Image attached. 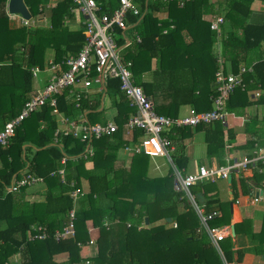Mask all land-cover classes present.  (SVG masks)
Returning <instances> with one entry per match:
<instances>
[{"label":"trees","instance_id":"obj_1","mask_svg":"<svg viewBox=\"0 0 264 264\" xmlns=\"http://www.w3.org/2000/svg\"><path fill=\"white\" fill-rule=\"evenodd\" d=\"M48 1L24 0L31 16L46 13L47 25L13 26L6 14L7 0H0V130L34 93L31 68L48 66L47 51L52 50L54 62H61L84 44V28L72 12V0H59L47 7ZM256 1L263 4L261 10L255 7ZM135 4L139 14H129L127 21L135 24L141 40L132 41L121 53L132 62L135 83L153 101L163 93L173 97L169 105H154L156 112L176 116L180 102L197 106L202 97L208 99L209 94L215 93V85L210 88V84H214L219 66L234 73L242 67L253 69L243 75L245 86L230 94L226 103L228 112L240 115L253 103L264 105V0H135ZM117 5V0L111 1L112 8ZM208 14L222 16L219 31L210 28V21L204 18ZM217 42L218 51L214 52ZM153 57L160 63L154 75H161L164 88H158V80L142 78L143 71H149ZM178 81L180 84L175 83ZM197 89L205 96L195 94ZM255 90L262 93L254 101L250 92ZM103 93L104 101L107 98L110 107L116 109L113 120L119 129L111 136L94 140L92 156L84 157L85 143L71 136L54 140L57 123L48 104L24 119L10 144L0 147V264H223L207 234L199 231L200 223L193 207L174 190L171 167L164 175H151L149 156L140 152L132 154L128 166L116 165L119 151L134 147L142 131L135 129L127 136L122 131L135 109L120 90L118 78H107L105 92L80 102L81 111L90 121L105 110L104 106L99 109ZM57 104L65 114L76 112L68 90L57 96ZM210 108L211 102L207 109ZM196 127H205L209 134L206 138L209 154L222 152L223 155L228 145L229 151L248 150L249 157L256 142L264 145V115L260 120L250 119L246 123L245 145H235L236 132L219 121ZM168 136L172 140L174 134L170 131ZM171 156L179 170L186 168V157L173 153ZM62 158L66 159L64 180L57 172L63 167ZM87 161H92V168H86ZM219 163L224 162L219 160ZM23 171L44 177L42 200L26 199L25 187L17 192L5 191ZM52 172L53 176H49ZM235 182L233 176L230 182L233 191ZM213 187V182L201 181L191 186L190 191L199 204ZM77 188L82 194L74 202L70 192ZM209 204L207 201V207ZM179 205L181 211L177 210ZM72 207H75V236L56 241L53 235L62 230ZM219 209L221 214L210 220L211 227L230 224L228 204H221ZM162 219L164 223L160 222ZM87 222L99 231L91 245L96 246L92 255L88 250L91 236ZM142 223L144 226L139 228ZM244 224L245 221L235 224L236 235L242 232L240 228ZM39 225L49 237L29 240V232ZM250 234L258 238L257 251L264 258V218L258 233ZM219 247L227 263L242 261L243 253L234 249L231 235L219 241ZM15 253L20 256L19 262L10 260ZM59 254L65 258L57 259Z\"/></svg>","mask_w":264,"mask_h":264},{"label":"built area","instance_id":"obj_2","mask_svg":"<svg viewBox=\"0 0 264 264\" xmlns=\"http://www.w3.org/2000/svg\"><path fill=\"white\" fill-rule=\"evenodd\" d=\"M111 1L72 0V12L75 14L77 23L84 28V44L77 53H69L61 62H54L53 58H50L46 68L39 66L31 68L34 78L38 73L45 72L48 73V79L44 84L41 83L40 88L35 89L31 97L23 103L19 113L5 122L0 130V147H7L21 122L42 106L48 104L54 114H59L57 96L64 90H68V93L75 96V107L78 108L80 102L88 98L93 87L99 93L106 91L107 78L120 80V90L129 105L135 109L122 126L126 134H131L135 129L142 131L140 141L132 150L141 152V148H143L141 153L149 157H164L171 166L174 165L171 156L173 147L168 134L173 128L209 124L214 121L226 123L228 114L226 103L229 96L236 88L245 86L243 75L246 72H252V66L242 67L238 73H234L230 69L225 72L223 67L219 66L214 75L215 93L211 97L212 107L209 110L197 112L191 109L187 115L174 117L159 114L154 108L152 99L144 92L142 86L135 83L131 69L132 62L126 60L121 53V49L131 43L124 33L128 26L127 17L129 14L137 16L139 9L135 0H117L118 5L115 8H112ZM180 5L182 6L183 2ZM21 22L26 26L32 25L30 19L21 18ZM222 23V16H214L210 20V28L219 31ZM119 40H122L121 46H119ZM134 40L140 42V36L136 34ZM261 93V90H257L254 96L259 97ZM62 123L65 127L56 128L55 141L59 137L67 135L78 138L89 146L85 156L93 155V147L90 145L92 139L110 136L119 129L114 120L104 124L90 123L83 115L78 120L64 117ZM65 160L62 158L61 161L64 163ZM259 165H264V145H255L252 155L249 157L244 156L238 159L230 155L224 165L211 167L200 165L195 172L191 173L183 172L173 166L174 190L180 192L181 197H184L193 207L199 219V231L207 234L221 255L223 264L229 263L223 257L219 241L231 235V229L229 226L211 227L209 225L210 220L219 215V211H206L195 201L190 187L201 181L213 182L218 178L227 179L228 175L233 172L242 171L249 166L257 168ZM58 172L63 176V169ZM42 182V177L25 173L14 179L6 187V191L17 192L23 187ZM80 194L82 192L78 188L70 193L74 202ZM253 199H258V193L253 194ZM74 221L75 207H72L66 224L62 230H57L54 233L53 238L56 241H61L74 237ZM143 226L142 223L139 228ZM173 226H176V222H173ZM32 230L33 232L28 234L29 240H44L49 237L46 229L40 225L33 227ZM94 239L93 237L89 239L90 246L94 244Z\"/></svg>","mask_w":264,"mask_h":264},{"label":"crops","instance_id":"obj_3","mask_svg":"<svg viewBox=\"0 0 264 264\" xmlns=\"http://www.w3.org/2000/svg\"><path fill=\"white\" fill-rule=\"evenodd\" d=\"M52 1L57 2L59 0H49L48 4H50ZM211 1H214V0H211ZM259 3L262 4L260 1L255 2V7H257V9L259 8ZM48 4H47V7L52 6V5H48ZM258 10H260V9H258ZM6 14H7V17L9 18V21L11 22L12 25H14V23H12V21L13 20L16 21V19H17V21L22 23L21 22L22 17L19 14H10L8 12L7 2H6ZM217 15L218 14H208L204 18H205V20L210 21L212 19V17L217 16ZM124 33H125V36L128 38L129 41H131V42L134 41V36L136 34H138L136 31V28H135V24L128 22L127 29L124 31ZM129 34L131 36H129ZM213 51L214 52L218 51V42L215 43V45L213 47ZM49 52H51V51L49 50ZM49 52H47V54H49L50 58H51L52 54H50ZM134 52H132V53H134ZM141 58L143 60V64H145L146 59L144 58V55H142ZM159 64H160L159 59L156 57H153L150 60V62L148 64L149 65V71H147L148 69H146L143 71V74H142V78L144 79V81H152L155 79V80L162 82L161 75H157V76L154 75L156 71H159V68H158ZM146 66H147V64L144 65L142 67V69H144ZM45 75L47 77H46V79L42 78L41 83L47 81L48 73H45ZM158 81H157L158 88H164L163 82L160 83ZM175 83L180 84V81L175 82ZM174 85H176V84H174ZM212 85H214L213 82H211L210 88L212 87ZM94 88L95 87H93V90L90 91L87 99H90L89 97H92L94 94L99 93ZM255 91L250 92V96L254 101L257 100V98H258L256 96H254ZM103 94L105 97V93H103ZM195 94H197V95L202 94V96H205V94L202 93L201 90H199V89H197L195 91ZM68 95L72 97V99L74 100V103H75V96L73 94H70V93H68ZM104 97L102 99V96H101V106L99 109H101L103 106L105 107V109L111 108L109 101H108L107 105L105 104ZM211 97H212V94L208 95V99L202 97V99L199 100V102L197 103V106H195L192 103H189L188 101L185 103L180 102V104H179L180 106L177 109L176 116L187 115L191 109H194V110L196 109V110H198L197 112L209 110L207 108H208V104L210 105ZM150 98L153 101V98L151 96H150ZM172 100H173V97H170L167 94L163 93L162 95H159L158 99L154 100L153 102H154L155 106L158 104H162V103H163L162 105H169L170 102L172 103ZM211 107H212V102H211ZM111 109H113L114 116H115L116 109L115 108H111ZM50 113L55 118V121L57 123V129H59L61 127L62 128L65 127V125H63V123H62V118H64V117H67L71 120H78L83 115L84 118H86L90 123H96L93 121L98 118V116L93 117L92 120L90 121L87 118L86 113L81 111L80 106L78 108L76 107V112L72 115L65 114L60 110H59V114H54L52 112V108H51ZM227 113L228 114L226 117V119H227L226 123L225 124H223L222 122L221 123L224 126L232 128L236 132L235 142H234L235 145H242V144L245 145V143L248 140V134L245 133V129H244L245 125L250 119H259L260 120L263 117L264 105L253 103L252 105L245 107L242 110V112L240 113V115L235 114L234 112H228V111H227ZM172 117H174V116H172ZM112 121H113V119H112ZM108 122H110V121H108ZM215 122H218V121H214L211 123H215ZM102 124H104V123H102ZM180 128H182L181 129L182 131L180 130ZM180 128H173L171 130V133L174 134V137L172 139V147H173L172 153L179 155V156L183 155L184 157H186V159H184V160L186 161L187 165H186V168H182L183 172H188V173L195 172L200 165L207 166V167L224 165L226 163L227 157L230 155L233 156L234 158L241 159L242 157L247 156V154H248V150H246V149H239L238 151H229L228 145H225L223 155H222V152H219V154L222 157H218L220 155H218V154L216 155L214 152L209 154L208 149H207V141H206L207 140L206 138L209 134H207L205 127L197 128L196 126H184V127H180ZM178 130H180V132L175 133V131L177 132ZM122 131L124 132V134L126 136L130 135V134H126V132L123 128H122ZM67 136H69V135H67ZM72 138L78 140L79 142H82L78 138H75V137H72ZM94 140H97V139H92V141L90 142L91 146H93L92 143ZM83 143H85V145H86L84 152L82 154L85 157L86 151H87L89 146H87L86 142H83ZM255 145L259 146L257 142L255 143ZM254 148H255V146H254ZM132 149H133V147H125V149H122L121 151H119L118 156H117V160H116V165L128 166L130 164V159H131L132 154L135 153V151ZM93 153H94V148H93ZM219 160H222L224 163H219ZM65 162H66V160H65ZM65 162L63 163L61 161V164L63 165V167L60 169H63V171H64L63 176H61V174L58 172L60 169L57 171L58 174L61 176L62 180H64V175H65ZM167 164H168L167 171L165 170L162 172V171H158V169H160L161 166L159 164H157L155 161L151 160V164H150V168H149V174L157 176L158 175L157 172H158L159 175H163V174H166L168 172L170 167L173 170V166L176 169H178L175 165L171 166L168 162H167ZM0 165H1V161H0ZM85 166H86V168H92V166H93L92 161H87ZM24 172L25 171L22 172V175ZM25 173H28V172H25ZM53 174H54V172H52L49 176H53ZM231 175H232V178L234 176L235 181H236L235 182V184H236L235 185V191L232 190V188L230 186V182H228L227 179L218 178L215 181H213L214 187L210 191L205 193L204 196L199 200V205L203 206L204 209L218 210L219 214H221V210L219 209L220 205L223 203L228 204V208H229V212H230V216H231L230 217V224L231 223L234 224V235H231L233 237L234 242H235L234 249L235 250L240 249L243 253V258H242V261L240 263L232 262L231 264H264L263 255H261V253H258V251H257V247L259 245L258 238L256 236L251 237V234H250L251 232L254 234L258 233V231L260 230V228L262 226V222H263V218H264V167L258 166L257 168H255V167L249 166L242 171L233 172V173H231ZM40 177L43 178L42 183H36V184L25 187L26 188L25 189L26 199H28L30 201H40L43 199V194H44L46 184L44 181V177L43 176H40ZM209 182H211V181H209ZM242 182H245V186H243ZM35 185H37V187H34ZM82 186L84 188L86 187L85 181L82 182ZM5 191H6V189H5ZM255 193H258V199L257 200L253 199V194H255ZM207 201L210 202V204H209L210 207H207ZM244 221H245V224L243 226H241V228H240V230L242 232H240V234L236 235L235 224L240 223V222H244ZM230 224L228 225L229 227H230ZM90 226H91V224H89V222H87L88 231L91 235L92 231H90V228H91ZM93 229H96V228L94 227ZM93 232L95 233V235H96V232H97V234H99L98 228ZM97 237H98V235H97ZM56 258L63 260L65 258V256L59 254L56 256ZM235 258H236V255H234V259ZM19 259H20V256L18 253H15V254L10 256V260L12 262H19Z\"/></svg>","mask_w":264,"mask_h":264},{"label":"rangeland","instance_id":"obj_4","mask_svg":"<svg viewBox=\"0 0 264 264\" xmlns=\"http://www.w3.org/2000/svg\"><path fill=\"white\" fill-rule=\"evenodd\" d=\"M56 2L55 1H52L50 4H48V5H54ZM257 8V7H256ZM263 8V4H260L259 3V8L258 9H262ZM16 21H17V19H16ZM15 20H13L12 21V23H14V25L13 26H17V25H20L21 23L19 22V21H17L16 22ZM30 21H31V24L33 25V26H35V25H38V26H40V25H42V26H44V25H47V19H46V13H41V14H39V15H35V16H32L31 17V19H30ZM129 36H131L130 34H129ZM47 52H49V51H47ZM50 54H52L53 52H52V50H51V52H49ZM48 55V57L50 58V55L49 54H47ZM48 58V59H49ZM46 75H45V72H40V73H38L37 74V76L33 79V84H34V87H35V89H39L40 88V85H41V79L42 78H45L46 79ZM105 104L107 105L108 104V100H107V98L105 99ZM113 116H114V111H113V109H111V108H106L105 110H104V112L103 113H101L99 116H98V118L96 119V120H94L93 122H96V123H105V122H108V121H112V119H113ZM151 160H153V161H155L157 164H159L161 167H160V169H158V171H167V166H168V164H167V159L166 158H164V157H149V163L151 164ZM169 163V162H168ZM150 166V165H149ZM157 174L159 175V173L157 172ZM164 175V174H163ZM34 187H37V185H35ZM183 209H184V207H183ZM178 211H181L182 210V205H179V207H178V209H177ZM161 223H164V219H162L161 221H160ZM97 229V228H96ZM96 229H93L92 227L90 228V231H92L91 232V235H90V233H89V236H93V238H95L96 239V237H97V232H96V235H95V233L93 232V231H95ZM95 239H94V241H95ZM88 250H90L89 251V255H92L93 253H95V251H96V246L94 245L93 247L91 246V247H89L88 248Z\"/></svg>","mask_w":264,"mask_h":264},{"label":"water","instance_id":"obj_5","mask_svg":"<svg viewBox=\"0 0 264 264\" xmlns=\"http://www.w3.org/2000/svg\"><path fill=\"white\" fill-rule=\"evenodd\" d=\"M7 10L10 14H19L23 19H31V13L27 8L24 0H8L7 1ZM104 94L102 95V99ZM143 148H141V152ZM232 175L229 174L227 177V181L231 182ZM147 222V221H146ZM167 222H170V218H167ZM231 235H234V224H230Z\"/></svg>","mask_w":264,"mask_h":264}]
</instances>
